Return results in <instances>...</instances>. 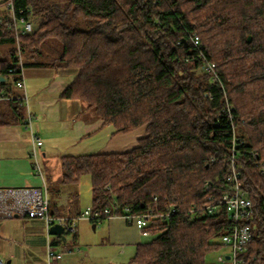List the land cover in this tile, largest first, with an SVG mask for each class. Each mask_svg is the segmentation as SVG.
Returning a JSON list of instances; mask_svg holds the SVG:
<instances>
[{
	"label": "trees",
	"instance_id": "16d2710c",
	"mask_svg": "<svg viewBox=\"0 0 264 264\" xmlns=\"http://www.w3.org/2000/svg\"><path fill=\"white\" fill-rule=\"evenodd\" d=\"M14 4L33 30L17 37L5 29L6 13L0 17V126L25 125L37 136L17 82L24 68L52 66L75 71L59 98L80 100L81 117L113 134L145 130L128 152L61 158V184L90 176L93 209L143 215L156 197L168 214L144 228L154 238L138 245L128 264H207L229 227L221 195L234 149L254 205L253 236L240 258L264 264V0ZM53 41L62 49L47 61L44 49Z\"/></svg>",
	"mask_w": 264,
	"mask_h": 264
},
{
	"label": "crops",
	"instance_id": "0c3cea01",
	"mask_svg": "<svg viewBox=\"0 0 264 264\" xmlns=\"http://www.w3.org/2000/svg\"><path fill=\"white\" fill-rule=\"evenodd\" d=\"M74 74L73 70L52 66L22 70L26 88L20 91H23L24 95L26 91L32 93L33 99L36 100V109L38 108L42 119L46 120L41 124L37 118H32L31 122L34 133L43 141V147L45 141L55 140L51 131L54 128L61 131L63 142L68 147H85L83 150L95 148V151L88 154L123 153L137 147L139 139L145 134L144 129L113 134V128L102 127L99 120L80 116L84 110L80 100L59 98ZM44 111L48 112L47 115ZM38 123L40 126L36 129ZM77 123L80 134L74 135L73 129ZM88 128L90 130L86 131ZM67 132H70L71 136ZM84 143L90 144L83 146ZM33 149L32 136L25 125L0 126V198L9 199L10 194L17 190H37L43 192L48 199L49 212L50 214L52 212L53 216L73 218L79 215L82 212L81 194L64 191L68 185L61 184V158L72 154L54 155L45 148L42 153L44 166L41 167L43 171L41 176L33 170L34 158L31 153ZM51 188H55L54 192ZM83 221L86 220L79 222ZM93 228L102 230L106 242L121 245L127 248L129 253L132 250L135 252L138 245L148 243L154 238L129 225L121 217L105 219L94 224ZM77 229L79 230V226L76 227L72 241L62 239L63 243L59 247L80 248ZM49 230L46 221L41 218L15 216L0 220V256H7L10 264H48V261L44 263L46 250L48 251L52 237H55L50 235ZM67 234L69 233H65V236ZM63 259L53 261L51 264H74V261L66 262Z\"/></svg>",
	"mask_w": 264,
	"mask_h": 264
},
{
	"label": "built area",
	"instance_id": "2783aa9c",
	"mask_svg": "<svg viewBox=\"0 0 264 264\" xmlns=\"http://www.w3.org/2000/svg\"><path fill=\"white\" fill-rule=\"evenodd\" d=\"M5 1L7 21L5 29L8 31H15L16 36L19 34L32 33L33 27L31 22H27L24 19H18L15 13L14 0ZM192 41L195 46H200V38L198 35H193ZM19 61L22 67V55L19 54ZM207 70L215 73V64L207 62ZM217 76V75H215ZM18 88L25 89V82L20 80L17 82ZM1 99H5L2 96ZM26 100V96L24 97ZM29 127L31 128L32 118L29 114ZM32 142L34 149L32 150V157L34 158L33 170L38 175H43L41 165L38 162L37 149L41 148L42 141L36 135H32ZM235 154V149L233 151ZM231 157V171L226 178V185L221 195V204L226 211L227 218L229 220V227L227 232L222 236V243L225 245L229 253L227 255L228 264H245V260L240 258V254L244 253L247 249L248 242L252 239V225L249 223L254 213V205L251 199L247 197V194L242 188L241 180L235 165V155ZM11 198H0V219L13 218L15 216L29 217V218H41L44 219L50 229L53 225L60 224L64 227L65 233L74 234L76 232V221L86 220L91 223L101 222L111 217H121L128 224L136 226L143 232L144 228L150 226L155 219H164L168 214L160 212L158 207V200L153 198V207H150L143 215H132L128 213V210L123 214H113L109 209L104 211L88 208L84 212H81L74 220H70L65 217H55L49 212V202L43 192L31 189L17 190L10 194ZM119 211L118 208H115ZM145 233V232H143ZM148 234V233H145ZM60 247H52L51 243L48 246L47 258L48 264L53 261H59L64 258L65 255H72L76 252H80L78 247L65 248L63 251H59ZM0 264H9L6 258L0 257Z\"/></svg>",
	"mask_w": 264,
	"mask_h": 264
},
{
	"label": "rangeland",
	"instance_id": "374dc122",
	"mask_svg": "<svg viewBox=\"0 0 264 264\" xmlns=\"http://www.w3.org/2000/svg\"><path fill=\"white\" fill-rule=\"evenodd\" d=\"M65 0H52L55 4H64ZM3 1L0 0V17L4 16L6 13V7L5 4L2 3ZM61 46H59L55 41H53L50 44H47L46 48L44 49V59L47 61H52L58 54L61 52ZM24 59V58H23ZM11 81V78H10ZM26 87V86H25ZM18 93H21L24 95L23 91L21 92L18 90ZM26 100H25V107L27 111V116L29 114L31 115V118H37L39 122L42 124V122H45V119H42L41 113L38 111V108L36 109V100L33 99L32 93L29 91H26ZM24 96V97H25ZM45 112V111H44ZM48 112H45V115H47ZM34 115V117L32 116ZM52 113L49 115L51 117ZM79 123L75 124V129H73L74 135H79L80 129L78 128ZM39 123L36 124V129H39ZM35 128V127H34ZM60 128V127H59ZM90 128H88L86 131H89ZM52 131V137L55 138L53 141H45L44 147L37 149L38 152V162L43 168V162L44 158L42 157L43 150L46 148L48 151L53 152L54 155L58 154H72V155H78V154H88L93 151H95V148H86L83 150V148H79L76 146H67L63 142L62 133L58 128L51 129ZM65 132V131H64ZM69 136H71L70 132H67ZM66 135V134H64ZM41 140V139H40ZM42 141V140H41ZM89 142V141H88ZM31 143V140H30ZM43 143V141H42ZM90 143H84L83 146H86ZM32 147V146H31ZM32 149V148H31ZM55 188H51L52 191H54ZM64 191H68L69 193H77L79 192L81 194V201L80 206L82 207V212L87 210L88 208H92V184H91V178L89 175H85L82 177L81 182L79 184L74 185H68L67 188ZM63 191V192H64ZM76 205V203H74ZM77 228L79 226V241L78 245L80 246L81 251L76 252L72 255H65L63 261H70L74 264H128L131 259L134 257L135 253L133 250L131 253L128 252L127 248H123L121 245L117 246L114 244H111L109 241H105V234H103L102 230L98 228H93L94 223H91L89 221H83L79 222L76 221L74 224ZM66 239L71 242L73 239V234H67ZM105 241V242H104ZM221 246L214 251H211L206 256V262L207 264H228L226 262V255L229 253L228 248L223 245L222 240H218ZM65 248L60 247L59 251H63ZM82 252V253H81ZM134 253V254H133ZM0 257L6 258L7 256L1 255ZM47 250H46V256L44 263H47Z\"/></svg>",
	"mask_w": 264,
	"mask_h": 264
},
{
	"label": "water",
	"instance_id": "95a60500",
	"mask_svg": "<svg viewBox=\"0 0 264 264\" xmlns=\"http://www.w3.org/2000/svg\"><path fill=\"white\" fill-rule=\"evenodd\" d=\"M250 40V38H249ZM1 81H4V78H0ZM50 235L53 236H60L63 240L66 239L65 233H64V227L60 224L53 225L49 230ZM10 264V262H9Z\"/></svg>",
	"mask_w": 264,
	"mask_h": 264
}]
</instances>
